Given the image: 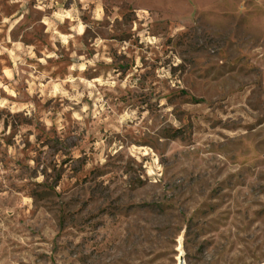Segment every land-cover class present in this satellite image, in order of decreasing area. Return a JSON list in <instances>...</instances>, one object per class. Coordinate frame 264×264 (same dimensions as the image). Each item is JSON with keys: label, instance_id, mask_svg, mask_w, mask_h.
Here are the masks:
<instances>
[{"label": "rangeland", "instance_id": "374dc122", "mask_svg": "<svg viewBox=\"0 0 264 264\" xmlns=\"http://www.w3.org/2000/svg\"><path fill=\"white\" fill-rule=\"evenodd\" d=\"M264 263V0H0V264Z\"/></svg>", "mask_w": 264, "mask_h": 264}, {"label": "bare ground", "instance_id": "6f19581e", "mask_svg": "<svg viewBox=\"0 0 264 264\" xmlns=\"http://www.w3.org/2000/svg\"><path fill=\"white\" fill-rule=\"evenodd\" d=\"M177 264H185V262L182 260L180 256L177 257ZM264 264V263H262Z\"/></svg>", "mask_w": 264, "mask_h": 264}]
</instances>
